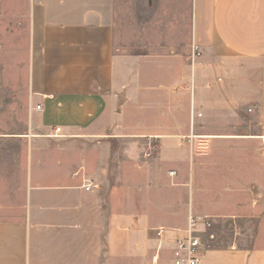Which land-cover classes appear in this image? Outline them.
I'll list each match as a JSON object with an SVG mask.
<instances>
[{
	"label": "crops",
	"instance_id": "1",
	"mask_svg": "<svg viewBox=\"0 0 264 264\" xmlns=\"http://www.w3.org/2000/svg\"><path fill=\"white\" fill-rule=\"evenodd\" d=\"M11 50L0 264H173L190 214L202 264H264V0H0Z\"/></svg>",
	"mask_w": 264,
	"mask_h": 264
},
{
	"label": "rangeland",
	"instance_id": "2",
	"mask_svg": "<svg viewBox=\"0 0 264 264\" xmlns=\"http://www.w3.org/2000/svg\"><path fill=\"white\" fill-rule=\"evenodd\" d=\"M21 58V53L16 50L0 51V133H16L25 129L26 116L22 107L24 95L22 97L21 93L24 83L20 79L25 68L18 65ZM9 149L10 156L22 155V147L10 146Z\"/></svg>",
	"mask_w": 264,
	"mask_h": 264
},
{
	"label": "built area",
	"instance_id": "3",
	"mask_svg": "<svg viewBox=\"0 0 264 264\" xmlns=\"http://www.w3.org/2000/svg\"><path fill=\"white\" fill-rule=\"evenodd\" d=\"M194 56L200 55V48L194 46ZM41 110V107H37ZM61 132L60 128L56 133ZM89 190L90 188L87 187ZM213 220L208 216L190 214L185 227L157 229V236L161 242L169 241L172 248L173 264H202L207 249L205 238L215 239Z\"/></svg>",
	"mask_w": 264,
	"mask_h": 264
}]
</instances>
